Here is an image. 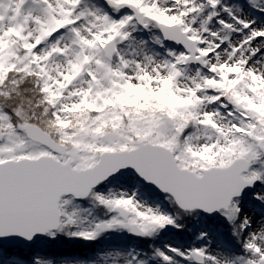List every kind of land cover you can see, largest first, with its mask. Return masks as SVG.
<instances>
[{"label":"snow or ice","instance_id":"6c2138e0","mask_svg":"<svg viewBox=\"0 0 264 264\" xmlns=\"http://www.w3.org/2000/svg\"><path fill=\"white\" fill-rule=\"evenodd\" d=\"M0 264H264V0H0Z\"/></svg>","mask_w":264,"mask_h":264},{"label":"trees","instance_id":"16d2710c","mask_svg":"<svg viewBox=\"0 0 264 264\" xmlns=\"http://www.w3.org/2000/svg\"><path fill=\"white\" fill-rule=\"evenodd\" d=\"M65 249L68 250V251H79L78 246H73V245H71V244L66 245V246H65Z\"/></svg>","mask_w":264,"mask_h":264}]
</instances>
